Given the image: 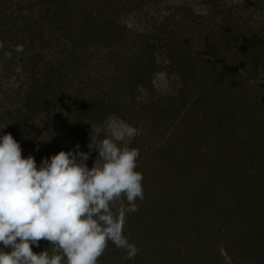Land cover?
<instances>
[{
	"label": "rangeland",
	"instance_id": "rangeland-1",
	"mask_svg": "<svg viewBox=\"0 0 264 264\" xmlns=\"http://www.w3.org/2000/svg\"><path fill=\"white\" fill-rule=\"evenodd\" d=\"M14 2L10 9L20 10L31 19L38 17L36 11L39 8L28 12L30 0ZM212 2L214 6H211ZM124 5L126 9L117 15V21L119 27L128 32L131 41L136 42L134 49L140 47L143 36L149 37L144 39L149 42L166 39L177 47L181 46L193 61V70L186 75L184 66L175 65L164 51L156 50L154 59L158 70L152 76L151 87L147 91L138 88L130 98L123 96L122 105L126 103L128 111L133 110L134 113L129 124L142 129L143 134L147 128L145 136L148 135V138L143 140V134L137 138L142 147L136 169L143 175L144 198L141 201L149 202L155 213L160 212L164 206L156 203L157 196L150 190H166L163 204L171 201V205H166L168 208L165 212L170 208L173 210V217L164 218V239L159 245L156 244L155 232L147 234V241L141 247H146L148 255L145 256L144 252L142 259L146 257V263L154 264H264V83L256 85L255 81L262 79V76L257 75L252 66L248 69L249 74H245L247 68L234 67L229 71L233 66L229 54L241 41V35L246 38L254 36L264 43V18H261L264 17V0H142L141 3L125 0ZM132 5L133 8L127 7ZM110 51V48L95 51L91 48L89 53H93L94 57L81 65L82 69H77L78 81L70 89L82 90L86 86L82 85L84 79L88 76L92 79L98 77L103 84L97 85L108 88V91L101 89L100 92L107 98L116 99L125 83L120 81L123 68L117 64L118 55L109 57ZM20 64L18 60L11 63V68L16 69L14 74L8 80H0V101L7 103L6 98L11 97L12 91L19 93L20 97L23 94L25 87L23 74L18 71ZM225 69L230 74L223 73ZM218 80H221L220 86L227 85L226 91L222 87V95L207 96L204 104H201L204 106L197 102L196 109L189 110L186 117L170 123L169 128L164 124L166 122L161 117L167 116L164 111L176 106L182 98L191 99L201 83L211 82L214 87L219 86ZM250 86H254V92L257 91L255 98ZM115 89L116 93L113 94ZM180 92L181 96H178ZM55 96L57 98H51L54 113L50 119L51 125L58 129L68 120L73 103L68 91L63 92L60 100V94ZM234 99L249 110L232 122V128L228 127L225 133L227 139L223 141L215 132L221 125L216 107H222ZM7 106L3 117L8 122L23 113L21 103ZM252 106L256 107L257 112L250 111ZM113 118L123 120L111 115L102 124ZM43 119L38 117L29 121L26 128L29 137L31 130L37 132L34 148L28 152L34 158L44 153ZM205 121L209 126L200 125ZM192 124L202 127L193 134V140H196L193 147L184 140L191 136L186 132ZM90 131L89 122L80 126L79 137L73 142L72 151H75L77 144L81 151H89ZM168 138L174 142L171 147L164 145ZM180 139L184 141L179 143ZM182 143L191 147L189 153L181 149ZM252 143L255 144L254 148ZM245 144L244 155L242 147ZM165 146L167 150H163ZM184 154L188 157L186 161L181 156ZM96 155L93 150L87 160L89 168ZM214 171L223 177L220 178L221 182L218 177L213 178ZM188 178L190 181L184 184H187L189 191L179 193L174 185ZM214 180L217 184L213 187ZM192 181L195 183L191 185ZM147 218L151 221L150 217ZM110 253L123 252L114 245H108L103 255ZM107 258L112 259V256ZM135 260V257L130 259L131 263Z\"/></svg>",
	"mask_w": 264,
	"mask_h": 264
},
{
	"label": "trees",
	"instance_id": "trees-1",
	"mask_svg": "<svg viewBox=\"0 0 264 264\" xmlns=\"http://www.w3.org/2000/svg\"><path fill=\"white\" fill-rule=\"evenodd\" d=\"M124 1L30 0V4L27 5L28 12L32 11L33 8H39L36 11L38 17L31 19L28 18V14L24 16L20 10L10 9L15 3L14 0H0V45H2L0 47V80H8L14 74L16 69L11 68V63L18 60L21 63L18 71L23 74L25 87L21 97L19 93L12 91L11 97L9 99L6 98L7 103L0 101V125H7V127L0 129V136L10 133L19 142L22 156L26 158L29 156V150L34 148V137L37 133L31 130V137H29L28 129L26 131L27 124L38 117H44L42 125V134L45 140L44 153L38 158H34L37 167L40 166L42 158L50 157L62 150L66 152L71 150L73 142L79 137L80 126L85 122H89L91 125H102L106 118L111 115H117L124 121L131 123V117L134 113L133 110L128 111L129 106L126 103H124V106L122 105L123 96L130 98L135 95V91L138 88H143V90L147 91L151 87L152 76L158 70V65L154 59V51H164L172 63L184 66L186 75L193 70V61L188 53L181 49V46L177 47L169 40L161 39L157 42H149L144 40L149 39V37L143 36L140 47L134 49L136 42L131 41L130 35L127 34L128 32L125 29H121L117 21V15L126 9ZM137 1L141 3L142 0ZM214 5L212 2L211 6ZM127 7L133 8V5L132 7ZM241 38L239 44L229 54V60L233 64L229 71L234 67L239 69L247 68L245 74H249L248 69L252 66L255 68L256 74L262 76L264 74V43H261V39H255L254 36L246 38L241 35ZM142 42L144 43L143 46ZM91 48L94 51L100 48H110L109 57L118 55L117 64L123 68V77L120 81L125 84H122V92L116 99L107 98L103 92H100L101 89L108 91V88L104 85H97L103 84L98 77H93L92 79L91 76H88L82 81V85H86L90 90L86 86L82 90H78V88L70 89L72 84L78 81L77 69H82L81 65L94 57L93 53H89ZM109 61L112 60L110 59ZM229 71L225 69L223 73L230 74ZM220 82L221 80H218L217 84L219 86L214 87L211 82H208V84L203 82L201 87L198 85L199 87L197 86L198 89L193 92L191 99L182 100V98L180 103L175 104L176 106L164 111L167 113V116H161L162 120L166 122L164 124H167L169 128L170 123L179 121L183 116L186 117V113L189 110H195L198 103H200L199 105L204 104L207 96L211 97L220 93L222 95V87L226 91L227 85L220 86ZM250 89L255 98L257 91L255 90L254 92V86H250ZM66 91L70 94L73 110L69 112L68 120H65L56 129L51 125L50 119L54 113L51 98H53L52 96L57 98L55 94H60L58 98L60 100L63 92ZM113 91V94L116 93V89ZM178 96H181V92ZM15 102L21 103L23 113H21L20 117L11 118V121L8 122L3 117L6 106L8 105L7 107L9 108ZM250 108V111L257 112L256 107L252 106ZM247 110L249 109L247 107L244 108L243 104L237 102L236 99L225 103L222 107H216V112L219 115L217 117L219 119L218 123L221 125H218L219 127L216 129L218 132H215L220 135L223 141L227 139L225 133L228 132V127L231 129L233 126L232 122L235 119H239L241 114L246 113ZM167 119H169V123ZM207 121L200 125L209 126ZM200 125L192 124L189 128L186 126L188 128L186 133L191 134V136L186 137L184 140L191 147L196 141L193 140V134L201 130L202 127ZM143 131V140H146L148 138V135L145 136L147 128ZM164 131L166 130L164 129ZM17 133L20 134L15 135ZM139 137L134 138L129 146L137 148L140 152L142 147L137 141ZM184 140L180 139L179 143ZM172 143L174 142L171 138L164 141V145L169 147L172 146ZM198 143L201 144L202 142ZM251 146L254 148L255 144L252 143ZM191 147L186 146L185 143L181 144V149L187 153H189L188 149ZM246 147L247 144L242 147L244 155L246 154ZM163 148V150H167L166 146ZM185 155L181 156L186 161L188 157ZM185 163L188 165L187 162ZM213 175L215 176L213 178H219L218 181L221 182L220 178H223L222 176H218L216 171L213 172ZM188 181H190L189 178L180 180L179 183L174 185L175 189L179 193L188 192L187 184H184V182ZM193 183L195 182L192 181L191 185ZM216 184L217 181L214 180L212 182L213 187ZM150 192L157 196L156 203L159 206L161 204L160 207L164 206V208L160 212L155 213L149 202L148 204L142 203L138 199L136 203L139 210L136 213L128 214L124 226V235L129 242L135 244L139 249L138 254L135 256V262L131 263L130 259H126V252L120 249L124 254L110 253L105 254V256L102 255L98 260V264H121L122 262L124 264H154L153 262L146 263V257L142 259L146 247L142 248L141 246L146 243L147 234H154L153 232L157 235L156 244L159 245L162 242L164 239L162 235L165 231V227H163L164 218L173 217V210L170 208L165 212L168 208L166 205H171V201L163 204L166 190L157 192L156 189H152ZM180 205H183V203H180ZM147 217H150L151 221ZM253 237L257 239L256 236ZM39 245V247L32 246V250L39 253L49 247V242L41 240ZM108 245L113 246L111 242ZM144 254L145 256L148 255L146 252ZM110 255L112 259L107 258Z\"/></svg>",
	"mask_w": 264,
	"mask_h": 264
},
{
	"label": "clouds",
	"instance_id": "clouds-1",
	"mask_svg": "<svg viewBox=\"0 0 264 264\" xmlns=\"http://www.w3.org/2000/svg\"><path fill=\"white\" fill-rule=\"evenodd\" d=\"M142 134L126 121L109 119L91 125L88 152L77 144L75 151L42 158L39 167L32 155L22 156L10 133L0 136V264H98L109 242L134 258L139 249L124 226L128 214L139 210L144 189L136 171L139 150L129 145ZM41 240L49 247L36 253L32 246Z\"/></svg>",
	"mask_w": 264,
	"mask_h": 264
}]
</instances>
